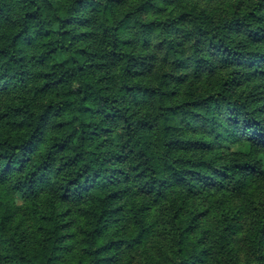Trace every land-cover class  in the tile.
Instances as JSON below:
<instances>
[{
    "label": "trees",
    "instance_id": "1",
    "mask_svg": "<svg viewBox=\"0 0 264 264\" xmlns=\"http://www.w3.org/2000/svg\"><path fill=\"white\" fill-rule=\"evenodd\" d=\"M263 197L264 0H0V264H264Z\"/></svg>",
    "mask_w": 264,
    "mask_h": 264
},
{
    "label": "rangeland",
    "instance_id": "2",
    "mask_svg": "<svg viewBox=\"0 0 264 264\" xmlns=\"http://www.w3.org/2000/svg\"><path fill=\"white\" fill-rule=\"evenodd\" d=\"M191 2L199 5L200 7H208V8H215L219 4V0H191ZM9 98H10V96L3 97L1 101H3V102L8 101ZM245 197H246L245 195H241L238 197H227V199L230 201V203L232 205H235L236 203L237 204L244 203ZM248 224H249V219L247 218L245 220V228L248 226ZM28 225H29V223H23L19 226L18 229L19 230L27 229ZM30 232H32V231H30ZM235 245L239 247V250H241L239 255L241 257H243L247 253L248 246L245 243V241L242 240V235L239 238H237Z\"/></svg>",
    "mask_w": 264,
    "mask_h": 264
}]
</instances>
